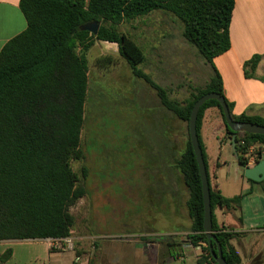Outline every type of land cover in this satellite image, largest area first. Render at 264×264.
Returning a JSON list of instances; mask_svg holds the SVG:
<instances>
[{"label":"trees","instance_id":"trees-1","mask_svg":"<svg viewBox=\"0 0 264 264\" xmlns=\"http://www.w3.org/2000/svg\"><path fill=\"white\" fill-rule=\"evenodd\" d=\"M234 5L235 0H21L27 29L0 53V242L66 239L72 234L75 219L70 208L85 195V190L79 186L71 163L83 158L81 132L89 89L87 53L97 41L117 44L120 56L133 73L157 91L164 107L187 123L200 97L208 93L224 96L222 80L216 74L183 108L170 101L166 92L138 69L145 54L126 34L101 26L95 36L82 27L92 22L118 25L156 10H167L183 23L185 39L211 63L231 48L229 29ZM100 62L112 63L110 58ZM258 62L259 57H254L252 69ZM211 106L221 111L226 124L219 102L210 100L201 107L197 133L207 171L200 127L205 110ZM228 106L232 115V105ZM232 119L235 123L264 126V119L257 117L232 115ZM227 132L231 140L233 134L228 127ZM256 144H260L256 151L260 158L264 136L236 133L242 167H247L250 148ZM178 169L190 190L187 207L192 219L191 243L207 245L201 263L217 264L203 229L202 183L190 139ZM207 175L213 233L227 264H240L230 244L233 235L218 226L214 210L217 206L239 207L244 195L222 197L213 189L208 172ZM213 246L216 251V244ZM11 256L9 249L1 256V263Z\"/></svg>","mask_w":264,"mask_h":264},{"label":"rangeland","instance_id":"rangeland-1","mask_svg":"<svg viewBox=\"0 0 264 264\" xmlns=\"http://www.w3.org/2000/svg\"><path fill=\"white\" fill-rule=\"evenodd\" d=\"M99 23L126 34L143 50L145 60L138 69L175 104L185 108L210 83L208 62L185 39L184 25L172 12L156 10L118 25ZM87 58L83 158L71 163L85 190L70 208L72 231L89 237L80 251L127 240L146 241L152 251L160 245L163 253L169 242L188 243L190 190L178 169L189 141L188 123L133 73L117 44L97 41ZM103 58L112 63H101ZM174 233L182 235L171 241L167 235Z\"/></svg>","mask_w":264,"mask_h":264},{"label":"crops","instance_id":"crops-1","mask_svg":"<svg viewBox=\"0 0 264 264\" xmlns=\"http://www.w3.org/2000/svg\"><path fill=\"white\" fill-rule=\"evenodd\" d=\"M20 2L0 0V53L8 42L27 29ZM229 33L230 50L208 62L211 68L209 81L216 74L220 76L224 97L232 105V115L264 119V0H235ZM257 56L259 62L252 69L250 62ZM227 135L221 111L215 106L207 108L200 136L211 185L227 199L244 195L239 207L217 206L214 215L218 226L233 235L230 244L239 255L240 264H264V181L256 182L245 177V168L240 165ZM258 148L260 144L251 147L247 167L264 160V150L260 158L256 156ZM181 235L174 233L167 237ZM190 235L192 232L188 235V243H167L163 253L160 245L152 251L146 241L134 244L127 240L121 243L106 241L98 249L94 246L81 252V242L89 237L74 231L69 239L77 249L53 250L51 239L2 241L0 258L9 249L12 256L5 263L0 260V264H89L91 261L95 264H120V261L125 264H207L200 262L205 256L203 248L206 245H193ZM96 238L103 237L92 236L91 239Z\"/></svg>","mask_w":264,"mask_h":264},{"label":"water","instance_id":"water-1","mask_svg":"<svg viewBox=\"0 0 264 264\" xmlns=\"http://www.w3.org/2000/svg\"><path fill=\"white\" fill-rule=\"evenodd\" d=\"M99 29H100L99 22L88 23L82 27V30L87 31L95 36L98 34ZM210 100H215L219 102L220 106L222 107V111L225 117L227 127L230 129L231 134H233L231 138V144L235 155H237L236 133H248V134L264 136V126L248 123V122L235 123L232 119V115L226 98L219 93H208L203 95L194 103L191 110L190 119L188 122L189 139L196 157L198 170L202 183V195H203V205H204L203 229L208 241L209 252L212 259L217 264H227L224 258L222 246L218 241L217 237L215 236V234L213 233L212 206H211L209 179L207 175V168L203 157V152L200 147L199 137L197 133V120L200 109L206 102ZM244 175L247 179L256 182L264 181V160L257 161L253 167H246L244 171ZM213 243L216 244V251L214 250Z\"/></svg>","mask_w":264,"mask_h":264},{"label":"built area","instance_id":"built-area-1","mask_svg":"<svg viewBox=\"0 0 264 264\" xmlns=\"http://www.w3.org/2000/svg\"><path fill=\"white\" fill-rule=\"evenodd\" d=\"M242 145H244V142H242ZM250 150H251V148H250ZM50 247L53 250H62V249H65V248L73 249V242L69 238H66V239H51L50 240ZM206 247H207V245H206Z\"/></svg>","mask_w":264,"mask_h":264}]
</instances>
